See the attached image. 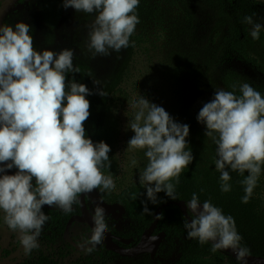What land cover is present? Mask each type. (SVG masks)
I'll return each mask as SVG.
<instances>
[{
    "label": "clouds",
    "instance_id": "1",
    "mask_svg": "<svg viewBox=\"0 0 264 264\" xmlns=\"http://www.w3.org/2000/svg\"><path fill=\"white\" fill-rule=\"evenodd\" d=\"M139 3L63 0V7L95 13L87 36V48L95 58L134 46L130 37L140 23ZM254 15L244 17V23L251 25L252 39L259 40L264 25L254 21ZM30 29L23 21L14 26L0 25V173L18 169L14 175L0 177V220L17 234L25 253L39 247L38 238L49 220L42 211L44 205L71 212L80 194L96 189L110 193L116 187L112 175L103 171L111 168L110 146L86 137L84 122L90 115L86 96L92 92L75 79L66 82L68 73L79 72L73 64L74 51L40 52L33 46ZM239 91L241 94L236 95L217 88L197 120L206 125L205 136L216 145L214 163L220 173L221 191H231L229 169L241 175L247 171L241 184L245 192L242 202L248 203L264 166V97L247 82ZM99 94L108 95L105 91ZM130 106L137 111L127 125L134 133L127 148L144 151L147 164L139 181L146 188L147 198L157 204V193L163 191L176 200L171 181L176 178L179 183L180 174L194 159L186 140L190 126L176 122L163 107L142 95ZM132 164H136L135 159ZM186 207L191 213V221H184L189 239L201 244L211 241L213 253L231 249L237 260L246 264L250 250L241 245L242 237L231 215H225L210 200L201 208L196 193L186 201ZM143 212L152 214L146 201ZM106 215L105 208L97 204L91 235L81 243L89 253L105 240Z\"/></svg>",
    "mask_w": 264,
    "mask_h": 264
},
{
    "label": "rangeland",
    "instance_id": "2",
    "mask_svg": "<svg viewBox=\"0 0 264 264\" xmlns=\"http://www.w3.org/2000/svg\"><path fill=\"white\" fill-rule=\"evenodd\" d=\"M255 1L264 7V0ZM137 14L140 23L130 37L134 46L120 52L110 50V55H97L95 58L87 48L88 26L95 13L88 15L72 7L65 9L63 0H31L23 9L10 13L4 22L13 26L20 21L29 24L33 46L40 52L45 49L56 53L64 49L74 51L73 64L79 72L68 73L66 82L75 79L87 85L101 104L100 108L107 109L115 128L109 152L115 164L116 173L112 176L116 185L112 192L115 194L139 180L147 164L143 150L127 148L128 140L134 135L127 125L137 111L130 106L132 101L142 95L163 107L176 122L184 124L187 115L199 110L202 82L214 60L217 44L226 32L222 27L217 30L216 42H213L215 33L212 32L205 47L191 45L187 39V10L181 0H140ZM96 80L100 83H94ZM100 91L108 95L101 96ZM133 159L136 160L135 165L132 164ZM17 171L13 167L0 174L14 175ZM90 210L94 212L91 205ZM106 222L108 228L118 235L132 230V224L125 220L115 221L106 217ZM87 229L85 225L75 224L71 235L80 242ZM51 230L45 223L38 238L39 247L25 253L17 234L0 220V264H22L40 253L60 254L55 257L60 264H74L89 255L87 251L72 249L63 235L57 236ZM176 246L174 242L171 248V244L164 241L158 256L174 255ZM94 255L98 264H136V258L105 255L102 259Z\"/></svg>",
    "mask_w": 264,
    "mask_h": 264
},
{
    "label": "trees",
    "instance_id": "3",
    "mask_svg": "<svg viewBox=\"0 0 264 264\" xmlns=\"http://www.w3.org/2000/svg\"><path fill=\"white\" fill-rule=\"evenodd\" d=\"M187 10L188 42L200 48L208 45L212 32L215 33L213 42L218 37L217 30L225 29V34L219 40L214 60L200 89V106L196 113L187 115L184 124L190 126L189 136L186 138L188 148L193 154L192 163L179 176L172 179L175 184L176 200L169 198L165 192L157 193L158 203L153 204L147 198L146 188L139 180L125 186L118 194L101 192L109 203H120L126 209L124 220L132 224V230L124 235L133 238L137 243L143 233L156 219V211L165 202H180L191 199L193 193L199 196L203 203L210 200L215 206L222 209L225 215H231L235 221L238 233L241 235V245L247 247L250 255L264 258V166L248 203L242 202L245 195L241 181L248 175L245 171L241 175L238 171H230L231 191H221L220 173L216 170L214 160L216 145L211 138L205 136L206 125L197 120L198 113L205 103L210 102L217 88H222L240 95L242 83L251 84L264 97V30L261 29L260 39L253 40L249 34L251 25L244 23V17L253 15L254 21L264 25V7L255 0H181ZM235 86V87H233ZM86 98L90 101V115L84 122L86 137L94 143L104 141L111 146L114 141L115 128L110 122L107 109L102 110L98 99L93 95ZM102 111H101V110ZM187 150V149H186ZM111 168H105L104 174L114 175L115 164L109 155ZM133 194L136 198L133 199ZM152 214L144 213V202ZM78 208L79 203L73 207ZM57 208V207H56ZM52 222V230L56 235H62L65 225L72 213L42 209ZM191 215V214H190ZM156 232H165V241L174 247L176 253L168 257L149 255L136 258V264H240L228 254L218 250L211 252V243L201 244L197 239H189L184 221L187 220L179 207L170 204L162 210ZM91 235V230L84 235V239ZM83 239V240H84ZM104 259L105 255L118 256L108 252L102 243L89 255L74 264H98L95 255ZM22 264H60L53 256L40 253L36 257L27 259Z\"/></svg>",
    "mask_w": 264,
    "mask_h": 264
},
{
    "label": "water",
    "instance_id": "4",
    "mask_svg": "<svg viewBox=\"0 0 264 264\" xmlns=\"http://www.w3.org/2000/svg\"><path fill=\"white\" fill-rule=\"evenodd\" d=\"M19 1L20 0H4L3 1L0 7V25L4 24V21L7 15L13 9L15 10L23 9L26 5L29 4L31 0H25L23 4H17ZM86 198L90 199V201L93 204L94 209L96 205L99 204L100 206L105 208L106 213H107L106 216H112L113 219L116 221L123 220L124 215L126 214V209L124 208L123 205H121L120 203L109 204L105 202V200L102 198L101 194L99 193L97 189L93 190L90 193H82L79 197L81 214L77 216H73L69 220L65 228V231H64L65 239L73 246H76L78 249H80L81 247L77 246V244L73 241V239L70 236V230H71L72 225L74 223H81V224L87 225L90 229L94 227L92 213L88 209ZM170 204H174L178 206L182 214L186 217V219L191 221V215H190L191 213L188 212L185 201L163 203L162 205L158 207L156 211V217L161 216L162 210L168 207ZM44 206L51 207L48 205H44ZM201 208H202V203H201ZM159 221L160 219L156 218L155 221L152 223V225L143 233L139 242L136 245H133L131 247H125V246H122L121 244L129 246L134 242V239L132 238L125 239V238L118 237L108 229L107 232L105 233V240L103 241L106 247V250L113 252L122 258H138L142 255L148 254L150 255L152 259H155L162 246V243L164 242L166 238L165 232H161L156 235L153 234L154 231H156V229L158 228ZM209 243H211V241H209ZM220 251L225 254H228L229 256L237 260L236 254L231 249L220 250ZM239 263L241 264L240 261ZM246 264H264V258L249 254L246 257Z\"/></svg>",
    "mask_w": 264,
    "mask_h": 264
},
{
    "label": "flooded vegetation",
    "instance_id": "5",
    "mask_svg": "<svg viewBox=\"0 0 264 264\" xmlns=\"http://www.w3.org/2000/svg\"><path fill=\"white\" fill-rule=\"evenodd\" d=\"M3 1L4 0H2V1H0V7H1V5H2V3H3ZM22 0H20L17 4H23L24 2H25V0L23 1V2H21ZM30 3V2H29ZM16 4V5H17ZM27 6V5H26ZM25 6V7H26ZM19 10H21V9H19ZM15 11H17V10H15V9H13L10 13H12V12H15ZM9 13V14H10ZM8 14V15H9ZM8 15H7V17H8ZM6 17V18H7ZM6 20V19H5ZM5 22V21H4ZM14 174H16V172H14ZM0 177H2V175L0 174ZM34 183H35V180H34ZM98 190V189H97ZM99 191V190H98ZM99 193L101 194V192L99 191ZM81 195V194H80ZM80 195H79V197H80ZM102 196V195H101ZM79 197H78V199H79ZM102 198H103V196H102ZM104 199V198H103ZM105 200V199H104ZM105 202H107L106 200H105ZM86 203H87V206H88V209H89V211L91 212V210H90V205L92 206V208L94 209V207H93V204H92V202L90 201V199L89 198H86ZM107 203H109V202H107ZM109 204H114V203H109ZM74 206V205H73ZM42 209H47V210H55V211H57V212H59V211H63L62 209H60V208H56V206H51V207H45V206H43L42 207ZM70 213H72V215H71V217L68 219V221H67V223H66V225H65V228H66V226H67V224H68V222H69V220L73 217V216H77V215H80L81 214V209H80V202H79V206H78V208H76V206L75 207H73V210L70 212ZM91 213H93V212H91ZM126 215V214H125ZM125 215H124V217H125ZM106 217H111V218H113L112 216H106ZM114 220V219H113ZM123 220H124V218H123ZM123 220H120V221H123ZM116 221V220H115ZM75 224H81V223H74L73 225H72V227L75 225ZM47 225L48 226H50V228H52V226L51 225H54V223H52V222H49V223H47ZM82 225H85V224H82ZM85 226H87V225H85ZM72 227H71V229H72ZM88 227V226H87ZM65 228H64V231H65ZM90 228L88 227V229H87V231H86V233L88 232V230H89ZM109 229V228H108ZM158 229V228H157ZM156 229V230H157ZM91 230V229H90ZM110 230V229H109ZM111 231V230H110ZM51 232H55V231H53V230H51ZM112 233H114L113 231H111ZM85 233V234H86ZM159 233H161L160 231H158V232H156V231H154V233L153 234H159ZM55 234V233H54ZM84 234V235H85ZM116 236H118V237H121V238H125V239H128V238H126V237H124V235H126V234H124V235H118V234H116V233H114ZM56 235V234H55ZM62 235H63V237H64V232L62 233ZM84 235H83V237H82V240L80 241V242H77V241H75L74 240V238H73V236L71 235V230H70V236H71V238L73 239V241L77 244V246H80L81 247V243H82V241H83V239H84ZM58 236V235H57ZM90 237V236H89ZM64 239H65V237H64ZM133 239V238H132ZM66 240V239H65ZM165 241V240H164ZM66 242H67V244H68V246L69 247H71L72 249H76L77 251H80V252H82V251H86V248L85 247H81L80 249H78L76 246H73L72 244H70L67 240H66ZM139 242V241H138ZM137 242V243H138ZM137 243H132L131 245H129V246H126V245H123V244H121V243H119V244H121L122 246H125V247H131V246H133V245H136ZM104 244V243H103ZM90 247V246H89ZM106 248V247H105ZM108 252H110V251H108ZM113 253V252H112ZM47 255H50V254H47ZM60 255V254H59ZM58 255V256H59ZM117 255V254H116ZM146 255H148V254H146ZM158 255V254H157ZM50 256H53L54 258L55 257H58V256H55V255H50ZM150 256V255H149ZM34 257H36V256H34ZM55 259H57V258H55Z\"/></svg>",
    "mask_w": 264,
    "mask_h": 264
}]
</instances>
